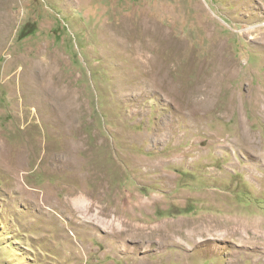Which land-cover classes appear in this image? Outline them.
Listing matches in <instances>:
<instances>
[{"label":"rangeland","instance_id":"1","mask_svg":"<svg viewBox=\"0 0 264 264\" xmlns=\"http://www.w3.org/2000/svg\"><path fill=\"white\" fill-rule=\"evenodd\" d=\"M0 23V264H264V0H0ZM129 222L176 234L125 255Z\"/></svg>","mask_w":264,"mask_h":264},{"label":"bare ground","instance_id":"2","mask_svg":"<svg viewBox=\"0 0 264 264\" xmlns=\"http://www.w3.org/2000/svg\"><path fill=\"white\" fill-rule=\"evenodd\" d=\"M2 16V15H1ZM6 18V17H5ZM145 18V17H144ZM144 20V19H143ZM141 22V21H140ZM143 22V21H142ZM148 23V22H147ZM1 24V23H0ZM126 24V23H125ZM124 24V25H125ZM153 25V24H152ZM151 25V26H152ZM137 26V25H136ZM121 28V27H120ZM117 29H119V28H117ZM122 29V28H121ZM159 29V28H158ZM157 29V30H158ZM140 30V33H142V34H140V36H141V38H142V40L143 39H149V40H147V43H144V45H143V53L144 54H147L148 52H149V50H159V46L161 45H164V43H162V44H160V42H164L165 40V38L163 37V35H161V33L159 32V31H157L155 28L153 29V27H152V29L149 27V25H146V23H145V21L143 22V23H141L140 24V26L138 27V31ZM114 31V30H113ZM123 32H124V29H123ZM2 33V32H1ZM111 33H112V31H111ZM116 33V32H115ZM114 33V34H115ZM125 33H126V31H125ZM113 34V33H112ZM129 34H131V32L129 33ZM134 34H136L135 32L133 33V35ZM117 35V34H116ZM119 35V34H118ZM132 35V36H133ZM111 36H113V35H111ZM131 35L129 36V39H133V37H132ZM137 36H138V34H137ZM115 37V36H114ZM117 37V36H116ZM109 38H110V36H109ZM113 38V37H112ZM122 38H123V36H122ZM166 38H167V36H166ZM135 39V38H134ZM124 40H122L121 39V37L120 38H113L112 39V42H114V44H116V45H120V46H124V47H127L128 49H130V45H129V43H125V41L123 42ZM127 41V40H126ZM153 41H157L159 44L157 45L158 47H156V44L157 43H154V44H151V42H153ZM133 42V41H132ZM138 43V42H137ZM122 44V45H121ZM127 44V45H126ZM140 44V43H139ZM138 45V44H137ZM138 46H140V45H138ZM137 47V46H136ZM141 47V46H140ZM153 47H156V48H153ZM178 47V46H177ZM139 48V47H138ZM142 48V47H141ZM132 49H133V51L135 50L133 47H132ZM139 51H140V49H138ZM142 52V51H141ZM153 52V51H152ZM155 53V52H154ZM220 54V53H219ZM139 57H142V56H139ZM150 58V57H149ZM140 62V61H139ZM148 64V63H147ZM146 64V65H147ZM39 65V64H38ZM227 64H223L222 65V69L223 70H225V71H227L228 70V68H227V66H226ZM40 66V65H39ZM50 69H51V67H49ZM41 70H42V68H40ZM53 69V68H52ZM51 69V70H52ZM55 69V68H54ZM53 69V70H54ZM155 69V68H154ZM50 70V71H51ZM44 71V70H43ZM49 71V70H48ZM235 71V70H234ZM152 72H154L153 70H152ZM159 73V72H158ZM51 74V73H50ZM30 75L32 76V81L34 82V83H36L41 77H46L45 75H47V73H43L42 72V74L41 73H37V71L36 70H33V71H31V73H30ZM55 75V74H54ZM49 76V75H48ZM47 76V77H48ZM152 76V75H151ZM59 77V76H58ZM51 79V78H50ZM30 80V79H29ZM56 81H57V79H56ZM211 81V80H210ZM31 82V81H30ZM49 82V81H48ZM51 83H53V81H50ZM50 84V83H49ZM26 85V84H25ZM213 85V84H212ZM53 86V85H52ZM47 88H50L49 86L47 87ZM56 88V87H55ZM67 88V87H66ZM51 90H53V88L51 89ZM56 92V91H55ZM63 92V91H62ZM203 93V94H209V85H205V88H200V87H197V89H196V92H194V95H200V93ZM58 93H60V92H58ZM62 94V93H61ZM67 94V93H66ZM73 94V93H72ZM43 96H46V101H47V104H46V106H43V108H45V110L46 111H48V112H50L52 115H53V117H54V123H56V124H60L61 126H63V124H68V122H66V120L65 119H67V118H70V115H68V117H65L69 112L68 111H70L69 109H70V107H72V101H75V98H73L74 100H70L71 102L69 103V104H67L66 106L65 105H62L61 104V100H62V97H58V96H55L54 94H53V92L52 91H45L44 93H43ZM64 96H66V95H64ZM208 96V95H207ZM69 97H71V96H69ZM184 98V97H183ZM189 98H190V96H189ZM194 98H196V97H194ZM206 100V99H205ZM207 102V101H206ZM202 105V104H201ZM77 106V105H76ZM75 107V106H74ZM73 108V107H72ZM78 108V107H77ZM70 114V113H69ZM44 119V118H43ZM73 121V120H72ZM47 145V144H46ZM44 146V145H43ZM26 147V146H25ZM2 148V147H1ZM10 148V147H9ZM33 150V149H32ZM5 151V150H4ZM70 151H71V149L70 148H64L63 147V149H61V151L60 152H58L57 153V156H58V159L60 160V161H62L63 163H65V162H67L69 159H70ZM11 152V151H10ZM42 152V151H41ZM50 153H51V151L49 150H47V147L45 148V150H44V153L42 154V156H41V160H45V158L48 156V155H50ZM52 154V153H51ZM2 155H3V153H2V150L0 149V161H1V159H2ZM20 155V154H19ZM39 155V154H38ZM4 156V155H3ZM50 156H52V155H50ZM2 162V161H1ZM19 163H20V161H19ZM2 165V164H1ZM79 165V164H78ZM22 167V166H21ZM102 190V189H101ZM100 190V191H101ZM77 200V199H76ZM80 200V199H79ZM88 201H89V199H88ZM88 201H86V203L88 202ZM79 202V201H78ZM78 202H76V203H78ZM80 206L81 208H84V206H85V201H80V203H78L77 204V206ZM93 205V204H92ZM88 209V208H87ZM86 209V210H87ZM83 210H85V209H83ZM87 211H89V210H87ZM86 211V212H87ZM82 214V213H81ZM180 222V221H179ZM187 222V221H186ZM128 224V223H127ZM183 224V223H182ZM226 224V223H225ZM224 224V225H225ZM248 224V223H247ZM254 223H252L251 225H253ZM166 225V224H165ZM216 225V224H215ZM228 225V224H227ZM232 226V225H231ZM246 226V225H245ZM221 227V225H219V226H213V225H211V222H205V221H203V222H192V223H190V224H188L187 225V228H188V230H186L187 231V236L188 237H190V238H193V237H196V236H202V238L204 237V236H206V234L207 233H210V231L211 230H218L219 228ZM247 227H249L250 229H251V227H250V225L249 226H247ZM257 227V226H256ZM148 227L147 226H144V225H140V223L138 224V223H130L129 222V229L128 230H124V231H121V232H118V234H116V233H114V239L113 240H111L109 243L110 244H113V247H111L110 245H108V246H110V248L111 249H115L116 248V251H117V249H121V252H124L125 253V255H126V252H128V247L125 245V244H120L121 246H114L115 244H116V242L117 241H119L118 239H122L123 237H129V238H131V239H134L135 241L137 240V241H139L140 243H143V244H145V242H151L152 243V241H154L155 240V243L157 242V244L158 245H160V246H163V244H166L167 242H169L170 241V239H172V237L173 236H175V234H176V231L174 230L175 228H171V227H165L164 228V226L163 225H160V226H157L156 228H154V229H152V231H148V229H147ZM225 228V227H224ZM229 228H230V226H229ZM240 228H242L241 226H239V227H237V226H233V228L231 227L230 228V231H232V233L234 234V235H238V234H240ZM248 228V229H249ZM226 229H228V228H226ZM243 229V228H242ZM247 228H244V232L246 231L247 232V230H248ZM249 229V230H250ZM177 230V229H176ZM180 230V229H179ZM222 231V230H221ZM251 232H252V230H251ZM178 233V232H177ZM179 233H180V231H179ZM253 233V232H252ZM111 235V234H110ZM178 236V235H177ZM244 236V235H243ZM249 236H251V234L249 235ZM254 236H252V237H248V241L249 242H252V243H254V238H253ZM105 238V237H104ZM238 238H240V237H238ZM247 238V237H246ZM241 239V238H240ZM242 240V239H241ZM243 240H244V238H243ZM257 240V239H256ZM256 240H255V242H256ZM121 241V240H120ZM119 241V242H120ZM108 243V244H109ZM194 248V247H193ZM192 248V249H193ZM120 251V250H119ZM128 254V253H127ZM148 259V258H147ZM137 264H144V263H142V262H138Z\"/></svg>","mask_w":264,"mask_h":264}]
</instances>
